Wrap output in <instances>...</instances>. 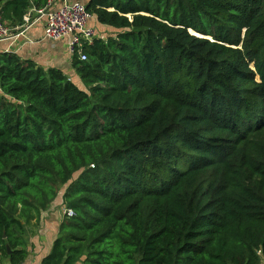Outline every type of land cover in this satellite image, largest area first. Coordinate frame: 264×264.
Masks as SVG:
<instances>
[{
    "label": "trees",
    "instance_id": "1",
    "mask_svg": "<svg viewBox=\"0 0 264 264\" xmlns=\"http://www.w3.org/2000/svg\"><path fill=\"white\" fill-rule=\"evenodd\" d=\"M87 10L114 31L72 56L79 82L0 54V264L60 196L75 216L42 264H264V0Z\"/></svg>",
    "mask_w": 264,
    "mask_h": 264
},
{
    "label": "crops",
    "instance_id": "2",
    "mask_svg": "<svg viewBox=\"0 0 264 264\" xmlns=\"http://www.w3.org/2000/svg\"><path fill=\"white\" fill-rule=\"evenodd\" d=\"M92 0H55L54 9H60L64 4L80 3L86 7ZM45 8V7H44ZM43 9V8H42ZM41 10V9H40ZM32 19V26L23 35V30H15L12 40L0 42V54L16 53L20 57L32 60L39 66L49 69L57 68L62 70L71 80L80 81L78 75L72 67V54L69 51V40L53 41L45 37V21L39 20L36 10L29 12ZM25 21L23 22V24ZM89 26L95 30L96 38H107L113 33V29L102 26L92 15ZM65 207L60 200L54 202L51 207L43 213L41 228L33 236L26 235L29 247V257L24 264H42L51 250L53 243L59 236L60 224L64 220ZM2 264H11L9 260H4Z\"/></svg>",
    "mask_w": 264,
    "mask_h": 264
},
{
    "label": "built area",
    "instance_id": "3",
    "mask_svg": "<svg viewBox=\"0 0 264 264\" xmlns=\"http://www.w3.org/2000/svg\"><path fill=\"white\" fill-rule=\"evenodd\" d=\"M55 0H48L45 8L36 11L39 20L45 21V37L53 41L64 39L69 40V51L77 54L81 60L86 61L87 56L83 52V45H92L96 39V32L89 26L92 15L87 7L80 3L64 4L60 9H54ZM25 23L12 29L0 18V42L9 41L15 38V30H23L24 34L32 26V19L29 13L24 17ZM64 216L72 218L75 216L73 210L65 208Z\"/></svg>",
    "mask_w": 264,
    "mask_h": 264
},
{
    "label": "rangeland",
    "instance_id": "4",
    "mask_svg": "<svg viewBox=\"0 0 264 264\" xmlns=\"http://www.w3.org/2000/svg\"><path fill=\"white\" fill-rule=\"evenodd\" d=\"M113 33H111V34H109V35H107L108 37L110 36V35H112Z\"/></svg>",
    "mask_w": 264,
    "mask_h": 264
},
{
    "label": "water",
    "instance_id": "5",
    "mask_svg": "<svg viewBox=\"0 0 264 264\" xmlns=\"http://www.w3.org/2000/svg\"><path fill=\"white\" fill-rule=\"evenodd\" d=\"M9 252H10V249L8 248Z\"/></svg>",
    "mask_w": 264,
    "mask_h": 264
}]
</instances>
